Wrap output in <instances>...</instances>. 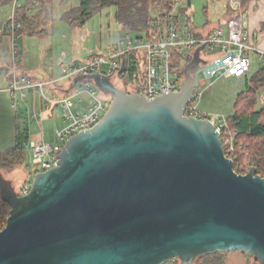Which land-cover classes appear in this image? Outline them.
<instances>
[{"label":"water","instance_id":"1","mask_svg":"<svg viewBox=\"0 0 264 264\" xmlns=\"http://www.w3.org/2000/svg\"><path fill=\"white\" fill-rule=\"evenodd\" d=\"M198 48L178 92L150 99L106 75L81 76L112 98L92 129L70 137L55 168L20 196L0 174L11 207L0 264H194L242 253L264 264V178L239 175L210 120L186 109L202 75L223 67Z\"/></svg>","mask_w":264,"mask_h":264},{"label":"built area","instance_id":"2","mask_svg":"<svg viewBox=\"0 0 264 264\" xmlns=\"http://www.w3.org/2000/svg\"><path fill=\"white\" fill-rule=\"evenodd\" d=\"M185 2L186 0H173L174 12ZM21 5L20 0H14L12 16L6 27L7 34L14 43V63L20 62L22 58L18 42L21 39L22 25L17 21V11ZM229 8L232 13H236L234 17L225 26L217 27L207 37H196L192 27L187 24L179 25L174 18H171L166 23H160L151 29L149 34L132 36L128 33L121 42L108 49L105 54L95 56L85 64L71 65L64 79H69L73 83L78 77L100 74L110 75L113 81H118L123 59L130 61L141 58L144 61V70L143 75L140 74L139 77V93L153 99L165 93L179 91L184 75L177 71V65L183 62L184 58L193 57L198 48L204 47L201 56L206 58L209 56L206 52L209 51L212 54L211 57H214L210 63L223 60L221 69H225L230 77L243 80L250 74L251 56L256 55L264 61V50H261L253 40V37L257 38V35L252 36L245 28L241 0H229ZM104 67L107 69L105 70ZM216 71H212V76ZM56 85V80L35 83L26 77L14 75L7 89L8 94L13 98L12 107L15 110L18 107L17 93L25 100L29 90L33 89L51 109L59 107L62 111V125L54 132L57 142L30 141L26 147L28 165L40 173L55 168L66 141L73 135L97 125L112 103V98L105 96L89 79L78 82L69 93H62ZM132 89L133 92L136 91L133 86ZM76 99L79 107L75 104ZM198 104L199 96L196 92L186 109V116L210 120L221 134L225 156L235 163L237 155L242 154L244 149L237 140L238 133L229 128L227 117L212 116L211 118L210 115L199 110ZM249 172L248 168L242 175H247ZM30 188L31 186L26 185L18 194L27 195Z\"/></svg>","mask_w":264,"mask_h":264},{"label":"trees","instance_id":"3","mask_svg":"<svg viewBox=\"0 0 264 264\" xmlns=\"http://www.w3.org/2000/svg\"><path fill=\"white\" fill-rule=\"evenodd\" d=\"M55 1L23 0L24 3H22L17 11V21L22 25L20 34L30 38H43V31L42 28L39 29V24L40 26L42 25V20L47 15L48 8L51 9ZM69 1L71 0H64L62 5H67ZM250 1L243 0L242 5ZM12 3L13 0H0V7ZM37 5L39 6L38 9L36 8ZM111 7L116 9V23L121 27L122 31L129 34H149L151 29L160 23H166L171 18H174L179 25H182L181 21L174 15L173 0H79L78 7L64 13L61 20L71 27H84L89 20L100 15L103 10ZM36 9L37 12L31 16L30 13ZM153 12L156 13V17L152 16ZM233 17L234 15L228 14L226 22ZM35 21L37 24L33 27ZM186 24L190 26L189 22ZM207 24L210 23L208 22ZM195 36L199 37L196 34ZM95 56L98 55L94 54L91 58ZM191 59L192 57L190 56L184 58L185 64L187 65ZM123 61L120 79L118 81L115 80L116 84L119 85L121 83L125 86L126 83H129L136 90L140 84L139 77L142 72V66H144V61L141 58L130 61L125 58ZM184 72L181 75H184ZM85 80L81 79L79 82H85ZM242 81L245 84V90L238 95L234 114L228 118L229 128L238 133L237 140L244 146L242 154L237 155L234 169L239 175H242L248 168L251 170V168L255 167L258 170V175L264 178V107L259 110L257 109L259 94L264 91V61L261 62L259 69L255 73H250ZM132 92L129 91V93ZM27 161L28 153L26 147L17 141L13 148L0 151V174L4 175V173L22 170L27 176L22 187L26 185L31 186L32 178L40 173V171L30 167ZM10 212L11 207L3 200L0 192L1 229L5 228ZM227 256L222 253H216L205 256L194 264H227ZM174 264H181V262L175 260ZM248 264L258 263L254 259L248 258Z\"/></svg>","mask_w":264,"mask_h":264},{"label":"rangeland","instance_id":"4","mask_svg":"<svg viewBox=\"0 0 264 264\" xmlns=\"http://www.w3.org/2000/svg\"><path fill=\"white\" fill-rule=\"evenodd\" d=\"M61 1L63 2L64 0ZM60 2L59 4L57 3V7H55V9H53V7L51 9L48 8L47 15L42 20V25L40 26L39 24V29L42 28L43 31L42 36H44L46 33H48L49 36L43 37L41 39H33L29 37L24 39L22 46L24 47V51L26 50L27 58L30 57L28 61H32V64H36L37 68L43 69L48 65V62L51 61H54L55 65L57 66H61V64H71L72 62H74V64H85L86 62H88V60L91 59L92 55L105 54L108 49L121 42L128 35V33L122 31L121 27L116 23V9L112 7L103 10L100 15L89 20V22L84 27H71L59 19L54 21L55 19L53 17V14L55 17H57L59 16L58 14H60L62 11H65L68 7H71V9H75L79 5L77 0H71L67 5H62V2ZM217 2H219L222 6V12H220L219 14V11H215L214 6V4H217ZM241 2H243V0H241ZM193 3V18L196 14H202L203 17H207L205 12H208V16L213 20V22L217 21V19H221L223 26L226 25V21L225 23H223L224 20L222 19V13L226 10L225 6H227L229 15L236 14L235 12L232 13L230 11L229 0H194ZM220 5L218 6L219 8ZM242 6V15L244 18L245 28L248 30V24H246V20L248 19L249 9L251 5H249L248 2L246 4H243ZM204 7L206 8L203 9ZM36 8L38 9L39 6L37 5ZM180 8L178 7L176 11L179 13V11L182 10V12L184 13L186 10V6L182 7L181 9ZM37 9L33 10L30 15L33 16L35 12H37ZM71 9H69L68 12ZM184 14H186V12ZM155 15L156 13L153 12L152 16L156 17ZM36 24L37 22L35 21L33 27L36 26ZM131 35L142 36L143 34L132 33ZM30 40L32 42H30ZM206 53L209 55L206 57H208L210 60L214 58L211 57L212 54H210L209 51H207ZM260 65L261 62L255 56H252L251 73H255L259 69ZM185 66V61L180 62L177 65V71L179 73H183V71H185ZM104 69L106 70L107 67H104ZM143 70L144 66H142L141 74L143 73ZM201 79L202 85L197 91V94L199 96V110L205 114L210 115L211 118L212 116H225L227 118L232 116L235 111L237 97L241 92L245 90V84H242L243 81L230 77L225 69L217 70L215 74L210 78H205L202 75ZM238 81L242 83H239ZM114 85L117 88L126 91L127 93L133 90L131 84L129 83H126V85L124 86V84L122 85L121 83H119V85L116 84L115 81ZM77 102L78 100L76 99L75 104L77 105V107H79ZM19 107V109H21L22 105H20ZM263 107L264 91L259 94L257 109L259 110ZM53 110L55 113V115L53 116L54 120L49 121L47 118H43V127L45 130L46 141L56 143L57 141L53 132L55 130L54 128L56 124H58L62 111H59L57 108H54ZM2 124L0 128V141L1 146H5L2 147V149L15 146V143L7 146L9 144L8 141L11 133H13L12 119L10 117H5L3 118ZM21 137L23 138V133H21ZM21 142L24 144V139ZM28 162L29 158L27 163ZM3 177L4 180L10 181L12 183L17 193L20 191L27 178L22 170H15L10 173H4ZM174 262L175 260L170 261L167 264H174Z\"/></svg>","mask_w":264,"mask_h":264},{"label":"crops","instance_id":"5","mask_svg":"<svg viewBox=\"0 0 264 264\" xmlns=\"http://www.w3.org/2000/svg\"><path fill=\"white\" fill-rule=\"evenodd\" d=\"M60 1L61 0L55 1L53 9L57 7V3L59 4ZM77 1L79 4V0ZM193 2L194 0H186V2L183 4L182 7L186 6L185 8L186 14H184L185 12L183 13L182 10H180L178 13L176 11L177 9L174 12V15L181 21L182 24H186L187 22H189V25L190 27H192L193 32H195V34L199 37H207L213 33L216 27L223 26L221 19H217V21L213 22V20L209 18L208 12H205L207 17L205 16L203 17L202 14L201 15L196 14L197 16L195 15V17L193 18L192 15V11H193L192 7L194 4ZM219 2H217V4H214L215 11H219L218 14L222 12L221 10L222 6L220 5ZM20 3H23V0H20ZM219 5L220 8L218 7ZM249 5H251V7L249 9L248 19L246 20V24H248L247 31L252 36L257 35V38L253 37V40L261 50H264V0H251L249 2ZM12 8H13V3L10 5H4L0 7V128L3 118L10 117L12 119L13 133H11V136L8 141L9 144L7 146L13 143H15L16 145L17 141H19V143L21 145H24L25 147H27L30 141L51 143L46 141L45 130L43 127V122H44L43 118L44 119L47 118L49 121L54 120L53 119V116L55 115L54 110L51 109L50 106L46 105L38 97V93H35L33 89L29 90L28 96L25 100L21 97L19 93H17L16 98L18 100V107L15 110L12 107L13 98L8 94L7 89L10 87L11 79L13 78L14 75H16L20 77H26L35 83L56 80L57 83L56 86H58V88L62 93H66V91L71 87L72 81L69 79H64V77L66 74H68V69L72 64L74 65V62H72L71 64H61V66H57L55 65L54 61H51L48 62V65L45 68L43 69L37 68L36 64H32V61L30 62L28 61L30 57L27 58L26 50L24 51V47L22 46L24 39H26L27 37L21 35V39L18 42L22 52V58L20 62L14 63L13 61L14 43L6 31L8 22L12 16ZM205 8L206 7H204L203 9ZM69 9H71V7L70 8L68 7L65 11H62L60 14H58L59 16L57 17H55L53 14V17L55 19L54 21L58 19L61 20L64 13L68 12ZM225 9L226 10L223 11L222 13L223 15L222 19L224 20L223 23H225L228 17L227 6H225ZM208 22L210 24H207ZM46 36H49L48 33L45 34L43 37ZM34 38L41 39V37H34ZM30 42L32 41L30 40ZM252 56H255L260 62H263L258 56L256 55H252ZM238 82L242 83L240 81ZM20 105H22L21 109H19ZM57 109L61 111L59 107H57ZM61 125H62V114L60 115L58 124H56L54 129L56 130ZM21 133H23V138L21 137ZM23 139H24V144L21 142L23 141ZM2 147L5 146H1V141H0V151L9 149V148L2 149ZM226 262L227 264H248V258L242 253L235 252L228 254L226 258Z\"/></svg>","mask_w":264,"mask_h":264},{"label":"flooded vegetation","instance_id":"6","mask_svg":"<svg viewBox=\"0 0 264 264\" xmlns=\"http://www.w3.org/2000/svg\"><path fill=\"white\" fill-rule=\"evenodd\" d=\"M186 67V66H185Z\"/></svg>","mask_w":264,"mask_h":264}]
</instances>
